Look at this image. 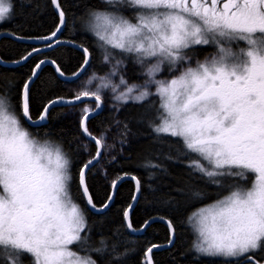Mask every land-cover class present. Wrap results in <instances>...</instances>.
<instances>
[{
    "label": "snow or ice",
    "instance_id": "snow-or-ice-1",
    "mask_svg": "<svg viewBox=\"0 0 264 264\" xmlns=\"http://www.w3.org/2000/svg\"><path fill=\"white\" fill-rule=\"evenodd\" d=\"M106 2L126 4L135 14L132 18L117 11L89 14L87 24L103 60L115 58L110 49H119V55L134 54L146 68L147 77L144 84L127 86L115 98L124 104L129 100L139 104L144 109L140 119L147 120L158 140L179 138L183 145L179 156L195 154L188 167L206 183L224 187L227 180L235 178L227 184L228 195L188 218L196 233L195 251L203 257L224 258L229 264L241 260L262 264L264 257H255L264 253V0ZM53 3L63 27L65 12L59 0ZM12 12V0H0V22ZM209 44L216 47V53L204 61L196 60L193 66L197 46ZM80 47L87 66L91 54L87 47ZM122 63L116 61V65ZM162 70L172 73L171 78L156 79ZM36 75L34 71L32 77ZM32 83L29 78L22 89L17 86L6 96L0 94V264H24L25 257L30 264H97L80 254L89 240V226L84 210L70 194L73 176L67 154L55 143L36 139L16 115L13 92L23 116L36 125L47 119L54 104L64 103L62 98L53 101L43 108L38 121H32ZM120 84L126 85V81L121 78ZM153 85L155 92L151 91ZM82 97H93L100 108L99 90L82 91L75 100ZM149 97H157L159 106ZM84 111L88 115L81 118L82 133L102 148V139L87 127L91 113ZM123 127L127 132L128 124ZM84 150L88 151L87 146ZM101 155L97 150L78 173L87 205L97 211L109 205L97 208L89 194L87 174ZM136 191L140 192L139 180ZM123 217L132 228L129 211H124ZM168 227L174 236L171 220ZM156 247L147 248L145 264H151L150 254Z\"/></svg>",
    "mask_w": 264,
    "mask_h": 264
},
{
    "label": "trees",
    "instance_id": "trees-1",
    "mask_svg": "<svg viewBox=\"0 0 264 264\" xmlns=\"http://www.w3.org/2000/svg\"><path fill=\"white\" fill-rule=\"evenodd\" d=\"M59 3L66 19V25L59 34L60 40H71L88 48L91 59L85 72L89 68L98 73L104 72L106 66L102 63L103 53L87 21L91 12L104 11L109 4L106 0H59ZM12 4L11 18L0 25V31L10 32L22 39L47 37L57 29L59 17L52 7L51 0H12ZM121 13L126 16L131 14L125 8ZM45 46L2 37L0 57L4 61H15L33 49ZM119 52L115 50L114 57H126V54L119 55ZM46 58L53 60L65 75L74 74L84 62L81 51L70 45L60 44L32 55L21 65L14 67L0 65V90H3L0 94L6 96L9 89L17 86L22 89L37 63ZM130 78H135L133 67L130 68ZM65 84L51 65L46 64L41 68L31 85L32 119L40 116L49 101L63 96L73 97L64 95ZM15 96L13 92L11 99L22 126L36 139L59 145L70 160L69 171L73 176L70 194L73 202L84 210L89 226L87 231L89 240L85 250L80 254L90 256L97 264H145L147 248L167 243L170 240V233L167 226L160 221L151 222L139 234H132L128 230L123 213L132 202L134 183L131 180L122 181L106 210L100 213L90 211L79 188L78 176L82 163L90 158L76 140V129L68 125L62 117L65 107L49 109L48 117L42 124L29 126L22 117ZM150 100L156 101L157 107L159 106L157 97ZM143 111L139 104L127 103L114 112L102 109L88 121L96 130L103 131L112 123L113 114L119 119L123 150L112 160L105 162L104 167L110 174L120 176L131 173L140 181L138 199L129 214L132 227L138 229L152 217H165L174 224L176 231L173 244L168 248L152 251L153 264H229L224 259L203 257L193 251L194 231L188 222V218L199 207L227 194L228 183L220 187L200 179V174L188 167L190 160L196 158L195 154L189 157L179 156L178 149L183 150L179 138L162 137L158 140L148 126L147 120L140 119ZM124 124H128L127 132ZM91 147L96 148L94 143H91ZM233 180L234 178H231L230 183ZM87 184L89 194L97 207L108 201L112 184L103 179L97 169V163L87 174ZM195 192H199L200 195L195 196ZM97 248L101 251L94 250ZM259 254L261 255L257 257ZM262 254L257 253L256 259H261ZM231 264L235 262L232 261Z\"/></svg>",
    "mask_w": 264,
    "mask_h": 264
},
{
    "label": "rangeland",
    "instance_id": "rangeland-1",
    "mask_svg": "<svg viewBox=\"0 0 264 264\" xmlns=\"http://www.w3.org/2000/svg\"><path fill=\"white\" fill-rule=\"evenodd\" d=\"M122 8L130 9L131 14L134 13V10L131 7H128L126 4H123V3L116 4L115 2L113 4L107 5L106 10L104 11H117L118 13H120L119 10H121ZM124 16L127 17L126 15ZM10 18H11V15L5 21L0 22V25L2 23L8 22ZM212 46L213 48L208 54L207 53L203 55L193 54V66L196 60L204 61L206 58H210L212 55L216 53V50H217L216 47L214 45ZM110 50L112 52L115 51L113 49H110ZM117 60L123 61L122 65H116ZM102 63L106 66V70L104 72L98 73L94 71L93 68H89L78 79H75L73 81H69L66 83L65 85L66 92L64 95L75 97L77 94H79L82 91L99 90L101 97H102L103 109L114 112L124 105L123 102L118 101L115 97L120 95L122 91H126L127 86H131L133 84H136V85L144 84L147 79L146 68L142 64L136 61L134 54H126V57H117V58L115 57L109 62H105L102 58ZM131 67L135 69L134 79L130 78V68ZM114 68H115V74H113ZM171 76H172V73L166 70H162L160 73L157 74L156 79H170ZM121 78H123L126 81V85L120 84ZM104 83H106L108 87L106 88L101 87V85ZM114 88L115 90H113ZM151 91L155 92L154 85L151 87ZM153 98L154 97H149V99H153ZM127 103H136V102H134L133 100H129ZM94 108H95V104L93 102L82 101L80 103L65 107L63 114H62L64 121L68 125L73 126L76 129V140L81 145L82 150L87 154L88 158H92L95 155L96 148L92 149L91 147L92 142L83 136L81 129H80V123H81V118L86 114L84 110L88 109L89 111H91ZM117 122H119V119L117 118L115 114H113L112 123L103 131L96 130L90 123L87 124L89 132L92 133L93 136L100 138L103 141V147L101 148L102 155L97 162V169L99 170L103 179L107 181L109 184L114 183L115 179L117 178V175L108 173L104 167V163L109 160H112L116 154H118L119 152L123 150V143H122V139L120 138L122 132L119 128V123ZM85 146H87L88 151L84 150ZM230 180L231 178L227 180L226 182L230 183ZM239 182L245 183L244 181H239ZM228 194L229 192L219 197L218 199L214 200L213 202L199 207L195 212H197L200 208H203V207H206L208 205L215 203L217 200L223 199ZM195 241H196V233L194 232V241L192 243V249L197 255H200L195 251L193 247V244ZM216 258L224 259L220 257H216ZM24 264H30V261L28 260V258L27 259L25 258ZM262 264H264V262Z\"/></svg>",
    "mask_w": 264,
    "mask_h": 264
},
{
    "label": "water",
    "instance_id": "water-1",
    "mask_svg": "<svg viewBox=\"0 0 264 264\" xmlns=\"http://www.w3.org/2000/svg\"><path fill=\"white\" fill-rule=\"evenodd\" d=\"M51 2H52V7H53L54 11L57 13V15H58V17H59V11H58V9L56 8V5L53 3V0H51ZM58 27H61V26H60V23H59ZM58 27H57V28H58ZM63 27H64V26H63ZM63 27H61V31H62ZM61 31H60V32H57L55 37H52V34H51V35H49V36H47V37H39V38H38V37H37V38H22V39L16 37L14 34H12V33H10V32H7V31H0V38H2V37H11V38H13V39L21 40L22 42L29 43V44H34V45H42V44L44 45V44H45V45H46L45 47H42V48H41V47H37V48L33 49L32 51H30L29 53H27L23 58H21V59H19V60H15V61H4V60H2L1 57H0V65H2V66H7V67H14V66L21 65V64H23L26 60H28L32 55H34V54H36V53H39V52H42V51H46V50L52 49V48H54L55 46L60 45V44L70 45V46L74 47L75 49L81 51V52L83 53V55H84V60H85V59L87 58V56H86V54L83 52L82 48L80 47L81 44H79V43H77V42H74V41H71V40H60V38H59V34L61 33ZM55 32H56V30H55ZM48 38H50V39H48ZM48 44H49V45H48ZM83 47H84V46H83ZM41 61H44V63L41 64L40 69H36V66H35L34 69H33V71H32V73L35 71V72L37 73V75H36L35 77H32V74H31L29 78H33V80H35V78L38 76V74H39L41 68H42L44 65L49 64V65H51V66L54 68V70H55L57 76H58L61 80L65 81V82H69V81H73V80L78 79L79 77H81L82 74H83V73L85 72V70L87 69V67L89 66V65L85 66V65H84V62H83V64L81 65V67H80V68H79L74 74H71V75H65V74H63V75H61L60 72H58V71L56 70V69L59 68V67L57 66V64H56L53 60L46 58V59H43V60H41ZM41 61H39L38 63H40ZM38 63H37V64H38ZM89 64H90V63H89ZM77 74H79L78 77H77ZM29 78H28L27 80H29ZM27 80H26V81H27ZM61 98L64 100V103H56V104H54L51 108H53V107H67V106H71V105H74V104L80 103V102H82V101H90V102L95 103V108H94L93 110L90 111L91 116H90L89 120H90L94 115H96L97 113L101 112V111H102V108H103V106H102V102H101V106H100V108H97V107H96V101H95V99H94L93 97H82L81 100H75V97H74V96H73V97H59V98L53 99V100L49 101L45 106L51 104L53 101L60 100ZM45 106H44V107H45ZM51 108H50V109H51ZM42 111H43V110H42ZM40 115H41V114H40ZM85 115H88V113H86ZM85 115H84V116H85ZM22 117H23L25 123H26L27 125H29V126H39V125L42 124V122H43V121H42V122H40L39 125H36V124H33V123L29 122L28 118H26V117L23 116V113H22ZM31 120H32V121H38V120H39V117H38L37 119H32V118H31ZM89 120H88V121H89ZM88 121H87V124H88ZM80 129H81V123H80ZM81 132H82V129H81ZM82 134H83V133H82ZM83 136H84L85 138H87L89 141H91L92 143H94V141L90 140L86 135L83 134ZM95 146H96V145H95ZM97 150L101 151V148L98 149L97 146H96V151H97ZM100 157H101V156H100ZM90 159H91V158H90ZM99 159H100V158H99ZM99 159H98V160H99ZM98 160L95 161L94 164H96V163L98 162ZM133 177L136 178V176L133 175V174H131V173H125V174H123V175L117 176V178H116L115 181H114V183H115L116 186H115V187H111V195H110L108 201H107L105 204L110 205L111 201H112L113 198H114V195H115V192H116V190H117V187L119 186V184H120L122 181H124V180H131V181L134 183L135 190H134V196H133L132 202H131L130 206L126 209L127 211H129V214H130V211H131V209L135 206V204H136V202H137V199H138V195H139V193H137V191H136V180H137V178H136V180H134ZM112 185H113V184H112ZM84 198H85V202H86V205H87L86 197H84ZM87 207H88V209H89L90 211H92L93 213H100V212H103L104 210L107 209V208H106V209H103V211H97V210L92 209L91 206H89V205H87ZM97 208H100V207H97ZM153 221H160V222L164 223V224L167 226V228H168V230H169V233H170V240H169V241H172L171 243L168 241V242L165 243V244H160V245H158L159 247L153 248V251H154V250H161V249H164V248H168V247H170V246L173 244V242H174V236L172 235V232H171V230H170L169 227H168V220H167L165 217H152V218L148 219V220H147V221H146V222H145L140 228H138V229H134L133 227H132V228H128V227H127V228H128V230H129L132 234H139V233H141V232H142V231H143V230H144V229H145V228H146L151 222H153ZM125 223H126V225H127V224H128V221L125 220ZM145 225H147V226H145ZM150 255H151V254H150ZM151 264H153L152 257H151Z\"/></svg>",
    "mask_w": 264,
    "mask_h": 264
},
{
    "label": "flooded vegetation",
    "instance_id": "flooded-vegetation-1",
    "mask_svg": "<svg viewBox=\"0 0 264 264\" xmlns=\"http://www.w3.org/2000/svg\"><path fill=\"white\" fill-rule=\"evenodd\" d=\"M123 10H124V8H122ZM125 9H127V8H125ZM123 10L121 11V10H119V12L121 13V12H123ZM129 11H130V9H128ZM133 11V10H132ZM131 12V11H130ZM133 14H135V13H133ZM133 14H130V15H128L127 17H129V18H132L134 15ZM241 46H243V45H241ZM198 48H200L199 50H197ZM212 48H213V46H212V44H209V45H204V46H197V48H196V50H195V53H194V55H199V54H205V53H210V51L212 50ZM113 50H119V49H113ZM120 51V50H119ZM114 53V52H113ZM67 83V82H66ZM66 85V84H65ZM95 104V103H94ZM102 106H103V103H102ZM103 109V108H102ZM252 177H251V174L249 175V179H251ZM257 255V254H256ZM261 254H259V255H257V257L258 256H260ZM262 257H264V253L262 254ZM256 258V257H255ZM264 262V260H262V263ZM240 264H245V261L244 260H241L240 261Z\"/></svg>",
    "mask_w": 264,
    "mask_h": 264
}]
</instances>
